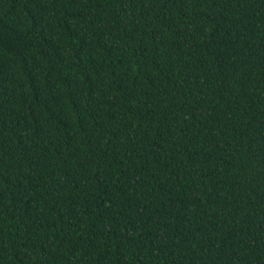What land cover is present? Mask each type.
Here are the masks:
<instances>
[{
	"label": "trees",
	"instance_id": "obj_1",
	"mask_svg": "<svg viewBox=\"0 0 264 264\" xmlns=\"http://www.w3.org/2000/svg\"><path fill=\"white\" fill-rule=\"evenodd\" d=\"M0 264H264V0H0Z\"/></svg>",
	"mask_w": 264,
	"mask_h": 264
}]
</instances>
